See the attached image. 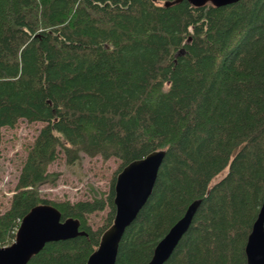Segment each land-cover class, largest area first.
<instances>
[{"label": "trees", "instance_id": "16d2710c", "mask_svg": "<svg viewBox=\"0 0 264 264\" xmlns=\"http://www.w3.org/2000/svg\"><path fill=\"white\" fill-rule=\"evenodd\" d=\"M165 1L0 0V152L3 127L41 123L0 212V246L40 203L78 218L86 232L47 242L27 264H86L113 222L117 174L156 149L166 153L154 188L115 264L149 261L195 199L163 264H248L264 199V0ZM60 153L69 163L83 154L119 160L109 195L42 197ZM106 207L94 228L91 215Z\"/></svg>", "mask_w": 264, "mask_h": 264}, {"label": "water", "instance_id": "95a60500", "mask_svg": "<svg viewBox=\"0 0 264 264\" xmlns=\"http://www.w3.org/2000/svg\"><path fill=\"white\" fill-rule=\"evenodd\" d=\"M181 0H166L165 5ZM195 6L211 2L216 6L238 0H188ZM185 48L179 50L184 54ZM165 149H156L142 158L125 165L117 174L114 185L116 212L112 224L101 234L97 248L89 255L86 264H115L121 238L126 227L136 218L154 188ZM201 203L193 200L184 215L158 241L151 259L146 264H163L171 255L179 240L188 230L192 218ZM86 234L80 229L78 218H62L60 210L49 203L33 206L22 218L15 241L0 246V264H27L30 258L50 241ZM248 264H264V199L245 245Z\"/></svg>", "mask_w": 264, "mask_h": 264}, {"label": "rangeland", "instance_id": "374dc122", "mask_svg": "<svg viewBox=\"0 0 264 264\" xmlns=\"http://www.w3.org/2000/svg\"><path fill=\"white\" fill-rule=\"evenodd\" d=\"M40 122H28L21 119L16 127L3 128V144L0 152V212L9 205L15 191L22 162L26 158L28 146L40 129ZM119 160H103L101 156L89 157L85 154L76 162L69 163L60 153L49 165L51 172L57 173L55 183L46 182L39 187L42 197L51 200H84L94 196L107 197L111 191L113 173L118 169ZM227 171L219 174L215 180ZM105 210L91 215V222L96 228L108 213Z\"/></svg>", "mask_w": 264, "mask_h": 264}, {"label": "bare ground", "instance_id": "6f19581e", "mask_svg": "<svg viewBox=\"0 0 264 264\" xmlns=\"http://www.w3.org/2000/svg\"><path fill=\"white\" fill-rule=\"evenodd\" d=\"M178 52H179V50H178L177 52H175V54H174L175 59H176L179 55H181V54H179ZM176 61H177V60H175V62H176ZM5 127H8V126H5ZM3 128H4V127H3ZM3 128H2V130H3ZM147 262H148V261H147ZM147 262H146V263H147ZM146 263H145V264H146Z\"/></svg>", "mask_w": 264, "mask_h": 264}]
</instances>
